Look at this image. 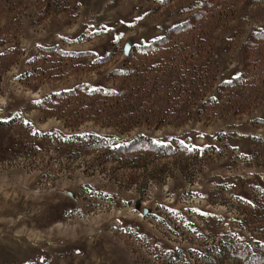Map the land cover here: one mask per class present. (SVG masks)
Segmentation results:
<instances>
[{
    "label": "rangeland",
    "instance_id": "rangeland-1",
    "mask_svg": "<svg viewBox=\"0 0 264 264\" xmlns=\"http://www.w3.org/2000/svg\"><path fill=\"white\" fill-rule=\"evenodd\" d=\"M225 241L264 242V0H0V264Z\"/></svg>",
    "mask_w": 264,
    "mask_h": 264
},
{
    "label": "trees",
    "instance_id": "trees-1",
    "mask_svg": "<svg viewBox=\"0 0 264 264\" xmlns=\"http://www.w3.org/2000/svg\"><path fill=\"white\" fill-rule=\"evenodd\" d=\"M218 252L219 254L226 252V256L237 258L243 264H264V242L262 241H257L256 245L225 241Z\"/></svg>",
    "mask_w": 264,
    "mask_h": 264
},
{
    "label": "water",
    "instance_id": "water-1",
    "mask_svg": "<svg viewBox=\"0 0 264 264\" xmlns=\"http://www.w3.org/2000/svg\"><path fill=\"white\" fill-rule=\"evenodd\" d=\"M129 50H130V44H126L125 45V48H124V52H125V54H128L129 53Z\"/></svg>",
    "mask_w": 264,
    "mask_h": 264
}]
</instances>
